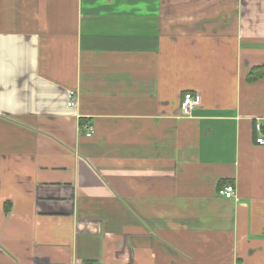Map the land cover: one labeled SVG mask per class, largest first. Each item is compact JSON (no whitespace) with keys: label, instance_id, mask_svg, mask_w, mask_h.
<instances>
[{"label":"crops","instance_id":"1","mask_svg":"<svg viewBox=\"0 0 264 264\" xmlns=\"http://www.w3.org/2000/svg\"><path fill=\"white\" fill-rule=\"evenodd\" d=\"M256 67L264 0H0V264H264Z\"/></svg>","mask_w":264,"mask_h":264},{"label":"built area","instance_id":"2","mask_svg":"<svg viewBox=\"0 0 264 264\" xmlns=\"http://www.w3.org/2000/svg\"><path fill=\"white\" fill-rule=\"evenodd\" d=\"M201 102V98L199 95H193L191 93H185L183 95L182 101L180 103V115L181 117H188L191 113V110L199 106ZM77 106V96L75 92H70L68 95V101L66 104V107L71 109L75 108ZM83 129L85 130V135L90 137L93 134V128L86 124L83 126ZM255 143L259 146L264 145V131L259 132L257 137L255 138ZM218 195L226 198V199H232L235 195V190L231 185H227L221 189L218 190Z\"/></svg>","mask_w":264,"mask_h":264},{"label":"trees","instance_id":"3","mask_svg":"<svg viewBox=\"0 0 264 264\" xmlns=\"http://www.w3.org/2000/svg\"><path fill=\"white\" fill-rule=\"evenodd\" d=\"M264 75V68H260V67H256L253 69L251 75H252V80H257L258 78H260L261 75ZM80 126H83V123L80 122Z\"/></svg>","mask_w":264,"mask_h":264},{"label":"bare ground","instance_id":"4","mask_svg":"<svg viewBox=\"0 0 264 264\" xmlns=\"http://www.w3.org/2000/svg\"><path fill=\"white\" fill-rule=\"evenodd\" d=\"M200 98H201V97H200ZM259 132H263V131H262V130L260 131V128H259ZM259 132H258V133H259ZM257 135H258V134H257ZM258 146H259V145H258ZM232 187H233V186H232Z\"/></svg>","mask_w":264,"mask_h":264}]
</instances>
